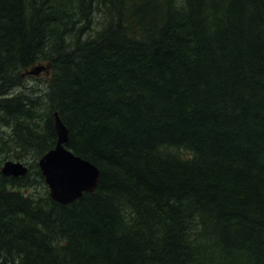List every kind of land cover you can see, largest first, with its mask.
Here are the masks:
<instances>
[{"label":"trees","instance_id":"trees-1","mask_svg":"<svg viewBox=\"0 0 264 264\" xmlns=\"http://www.w3.org/2000/svg\"><path fill=\"white\" fill-rule=\"evenodd\" d=\"M55 110L100 170L70 203L39 166ZM5 126L2 264H264V0H0Z\"/></svg>","mask_w":264,"mask_h":264},{"label":"water","instance_id":"water-1","mask_svg":"<svg viewBox=\"0 0 264 264\" xmlns=\"http://www.w3.org/2000/svg\"><path fill=\"white\" fill-rule=\"evenodd\" d=\"M49 74L50 65L38 64L27 74ZM55 126L58 133L57 144L39 159V166L50 188L51 196L62 203H70L81 197L84 192L95 191L100 179L99 168L91 161L75 154L68 148L69 129L58 110L54 111ZM29 167L22 161H5L2 171L6 175L27 174ZM0 264H2L0 262Z\"/></svg>","mask_w":264,"mask_h":264},{"label":"rangeland","instance_id":"rangeland-1","mask_svg":"<svg viewBox=\"0 0 264 264\" xmlns=\"http://www.w3.org/2000/svg\"><path fill=\"white\" fill-rule=\"evenodd\" d=\"M97 8L102 9V7H97ZM103 17H105V14L102 13V10H101V13L98 11L92 12V19H93L92 31L96 32L98 30H101L102 25H103L102 22L104 20ZM26 82H28V83H25L26 87L23 88V90H25L23 92L27 93L28 96H30L36 100L37 107L35 110H38L37 112H39V116L41 117L42 115H44L45 110L48 107L47 106L48 100L46 99V90L47 89L45 87L46 79L43 76L30 75L27 77ZM10 132H11V127L5 126L3 128H0V135L3 134V139H6V137H7L6 135L10 134ZM10 160H13V159H10ZM14 161H20V160H14ZM4 163H3V165H4ZM23 163H25L29 167V164L27 162H23ZM39 193H40V189H39ZM206 233H207V235H209L210 234L209 230ZM202 240H205V239H202ZM207 240H208V238L205 241H207Z\"/></svg>","mask_w":264,"mask_h":264},{"label":"bare ground","instance_id":"bare-ground-1","mask_svg":"<svg viewBox=\"0 0 264 264\" xmlns=\"http://www.w3.org/2000/svg\"><path fill=\"white\" fill-rule=\"evenodd\" d=\"M1 262V261H0Z\"/></svg>","mask_w":264,"mask_h":264}]
</instances>
